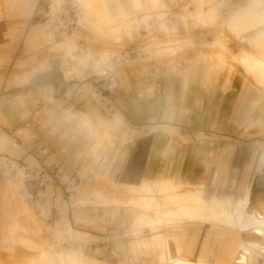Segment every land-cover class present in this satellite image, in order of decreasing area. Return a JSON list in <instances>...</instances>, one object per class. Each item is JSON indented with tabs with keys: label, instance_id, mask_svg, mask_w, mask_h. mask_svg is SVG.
<instances>
[{
	"label": "rangeland",
	"instance_id": "1",
	"mask_svg": "<svg viewBox=\"0 0 264 264\" xmlns=\"http://www.w3.org/2000/svg\"><path fill=\"white\" fill-rule=\"evenodd\" d=\"M26 1L19 0V4ZM38 1L40 0H30L32 5ZM43 1L47 2L45 10L43 5L39 9V12L43 11V20L26 22L28 17L21 16L17 9L9 7L5 0H0V56L2 49L8 55L7 62H0V87L6 82L5 90L1 92L2 88L0 89V104L2 103L9 113L8 119L0 109V154L11 153L12 134L22 128L27 108L34 101L31 99L32 94L24 97L17 88L34 83L39 77L38 74L44 71L49 75V82L55 85L62 84L63 79L67 81L70 72L76 79L84 80L97 74L111 54L120 53L129 45L147 47L150 58L124 66L119 69L120 73L126 71L147 75L149 59L176 60L181 57L187 61L185 69L208 68L213 80L221 76L223 88L220 97L222 93L239 97L243 90L242 75L248 80L249 86L264 94V0H182L183 5L175 11L167 7V0ZM70 5H74L77 10L74 26L68 33L56 34L54 23L62 15L73 17L72 12L69 14L66 11ZM46 14H50L49 23H46V20H49V17H45ZM36 24L40 25V33L51 41L46 44L43 53L37 56L36 53L41 51V47H33L27 52L34 56L24 59V51H20L19 46ZM70 37L73 39L64 43L66 38ZM2 44L5 45L1 46ZM75 51L79 58H83L85 54H91L92 58L88 56L85 61L67 58L73 57ZM42 55L49 57V64L45 60V64L40 65ZM102 57H105V60L99 62ZM251 63L254 65L251 66ZM31 65L34 70L32 74H28ZM24 76L30 78L25 84H18L19 79L16 77ZM216 83H212V86ZM153 91H148L149 95H152ZM196 108L202 111V116L193 114L190 109H175V112L171 109V115L141 126L140 132L124 119L125 125L115 128L111 137L104 134L102 129L99 130L100 127H97L93 135L91 127L93 130L95 125L81 124L80 128L74 131L75 137L79 133H85L88 141L98 138L97 141H101L103 147L106 145L110 148L107 154L102 152L101 156L99 155L101 163L98 161L92 164L88 161L97 155H85L87 160H84L81 172L91 175L92 180L80 187L69 207L62 208L61 211L66 217L57 219L55 224L46 223L34 213L32 206L22 197L21 183L13 182L8 177L0 180V264H175V252L169 240V223L186 220L183 217L184 211L192 208L208 209L213 212L211 214L221 213V218H210V223L225 222L227 231L242 235L240 240L232 233L223 235L218 249L230 247V261L240 250L242 241L250 239L260 246L247 253L249 255L245 264H264V239L244 236V233L252 229L255 231L257 226L256 231L262 230L264 235V227L260 228L249 212L252 207L253 186L249 190L247 184L245 190L244 186L235 183L233 187L230 184L215 187L202 183L206 198L203 194L195 192L194 188H198V184L179 176L177 180L187 181L192 185V189L188 185L165 179L156 182H135V179L124 177L121 175L120 154L115 155L118 157L114 164L111 163L106 168L110 152L116 144L124 143L126 139L134 142L156 132L160 136L161 145H167L168 148L173 146V149L177 145L181 149L195 146L193 141H204L208 146L220 143L242 146L249 159L247 183L255 166L256 172H259L257 178L262 179L264 183V125L256 123L253 127H249L250 124L240 127L238 123L230 120L211 121L213 112L221 109L228 113V106L199 104ZM114 110L113 115L121 114L117 108ZM74 113H61L44 120L40 132L42 133L45 125L48 126L53 119ZM101 114L110 120L113 118L109 113ZM198 129H207L209 134L203 136L193 133L195 137H190L191 132ZM234 130L241 131V135L236 139L231 136ZM129 132L135 133V137H129ZM208 136L209 138H206ZM25 148L20 150L22 154ZM27 162L36 164L31 157ZM176 176L174 174L172 177ZM238 177V172L234 171L233 181ZM161 178H171L169 169L151 180ZM262 186L264 188V184ZM214 193L218 197L211 199L209 196ZM182 195L185 198L191 195L189 197L195 201L185 203L186 199ZM48 197L50 201L51 195L48 194ZM170 205L172 206L169 207ZM55 206L61 209L59 200L55 202ZM121 208L128 209L130 214L119 211L113 220L110 212ZM201 227L209 230L213 226ZM211 247L217 249L216 244ZM178 264L189 263L182 261Z\"/></svg>",
	"mask_w": 264,
	"mask_h": 264
},
{
	"label": "crops",
	"instance_id": "2",
	"mask_svg": "<svg viewBox=\"0 0 264 264\" xmlns=\"http://www.w3.org/2000/svg\"><path fill=\"white\" fill-rule=\"evenodd\" d=\"M5 2L9 7L17 9L21 16L28 17L26 22L30 20L41 22L43 20V16L41 15L43 11L39 12V9H41L40 7L42 5L44 10L47 7V2L43 0L36 2L35 5H32L33 3H31L30 0L21 4H19V0H5ZM48 8L50 9L51 6ZM36 10H38V12ZM45 17H49V20H46V23H49L50 14H46ZM39 26L38 24L33 26L31 32H28L25 41L19 46V50L24 51L22 52L24 53V59H29L34 56V54H28L27 52L33 49V47H41V51L36 53L37 56L40 55L45 51L44 47L46 44L51 41L50 38L40 33ZM4 45L5 44H2L1 46ZM1 54L0 62H7V52L2 49ZM45 60L47 64H49V57L42 55L39 60L40 65H44ZM33 70L34 68L31 65L27 73L32 74ZM197 70L195 68L191 70L185 68L176 70L163 81L160 88L155 86L149 74L140 75L138 72H118L123 91H120L113 98V104L114 108H117L122 115L117 114L116 117L112 116L113 118L110 120L104 117V114H101L104 111L93 104L89 98L78 94L74 99V104L76 109H78L75 112L76 116L72 117L67 114L66 116H60L50 121L48 126L45 125V129L42 133L40 132L41 129H39L38 134L41 135L43 146L49 150L56 161L67 163L74 168H82L84 166V160H87V156L85 157L87 153L90 155H97L90 158L88 160L89 162L93 164L100 161L101 163L99 155L101 156L102 152L107 154L110 147H106V145L103 147L101 141H97L98 138L88 141V137L85 133H79L75 137L74 131H77L81 124H93L96 126L95 130L97 127H100L99 130L102 129L104 134L111 137L115 128L125 125L124 119L131 127L139 128L143 125L160 121L162 120L161 118L171 115L169 113L171 109H174V112L175 109H190L193 111V114H201L202 116V111L196 110L199 104H212L214 106L224 105L225 107H229L228 113L221 109L213 112L211 121L214 122L230 120L238 123L240 127L246 124H250L249 127H253L256 123L261 126L264 125V94L249 86L245 76L241 74L243 79V90L239 97L226 96L224 93H222L220 97L223 88V79H221V76L215 78L216 80L214 79L217 83L213 87L212 83L214 84L215 81L212 75H209V69L202 67ZM38 76L39 77L34 83L17 88L21 95L23 94L22 96L29 97L32 94L31 99L34 100L45 85L51 84L49 82V75H46V71L41 72ZM1 78L0 76V79ZM16 78L19 79L18 84H25L30 77L24 76ZM229 82H231V77L229 78ZM5 85L6 82L3 87H0V89L2 88L1 92L5 90ZM56 87L58 95L62 96L64 90L68 87L67 81L63 79V83L56 85ZM150 90H154L151 92L152 95L148 93ZM0 109L1 113L9 119V113H7L2 103L0 104ZM78 113L79 115H77ZM13 125L14 124H12V126ZM14 126L16 127L17 125ZM191 133L192 136L190 137L192 138L195 137L193 133H200L203 136L209 134L207 129H198ZM157 134L158 133L153 132L134 142L126 139L124 143L116 144L110 152L111 156L106 168L111 163L114 164V160L118 157H115V155L120 154L122 158L121 175L124 177L135 179V182H156L165 179L174 181L177 184L181 183L182 185H188L192 189L191 184L187 182L189 181L193 184H198V188H194V190L204 196L206 195L205 189L203 188L204 184L207 186L213 185L215 187L228 186L230 184V186L233 187L235 183L236 185L244 186L245 190L247 184L249 185V190L252 186H255L254 181L259 172H256L257 167L255 166L250 181L247 183L249 159L246 150L244 151L242 146L236 144L221 145V143L215 146H208L204 141H193L194 144H196L195 146H186L181 149L180 146L177 145L173 149V146L169 148L167 145L162 146L160 143V136ZM240 135L241 131L234 130L231 136L236 139L238 138L237 136ZM206 138H209V136ZM34 146L35 145L32 144L26 147L23 155L35 157L37 153ZM166 169H169L171 178L151 180L160 176ZM234 171L238 172L239 176L236 181H233L232 178ZM174 174L177 175L175 178L172 177ZM210 174L212 176H210ZM178 176L187 181L177 180ZM253 187L251 188V192ZM226 196L231 195L226 194ZM209 197L212 199L218 197V195L214 193ZM119 211H123L126 215L130 214V211L124 208L112 210L110 215L113 220L116 219ZM184 212L186 216L184 215L183 217H185L186 220L176 221V223L173 222L169 224L168 228L169 240L172 243V248L176 256V258L172 257L175 259V264L182 261L189 264H229V262L232 264V261H230L231 248L225 247L219 250L218 247H220L225 233H232L239 240L242 235L240 233L236 234L233 231H227L224 225L225 222L218 221L217 224L210 223V218H214L215 216H220L219 218H221V213H214L213 215L208 209L195 208L191 210L186 209ZM196 225H200V227ZM206 225H212L213 227L209 230H204L201 226ZM215 244L217 245V249L211 247Z\"/></svg>",
	"mask_w": 264,
	"mask_h": 264
},
{
	"label": "built area",
	"instance_id": "3",
	"mask_svg": "<svg viewBox=\"0 0 264 264\" xmlns=\"http://www.w3.org/2000/svg\"><path fill=\"white\" fill-rule=\"evenodd\" d=\"M181 1L167 0L166 5L171 11H175L183 5ZM66 11L69 14L73 13V19L62 15L54 23L53 29L56 34L68 33L74 26V20L77 18L76 7L70 5ZM148 58H150V53L147 47L129 45L120 53L111 54L109 60L101 65L97 74L84 80H78L72 73H69L68 87L62 96L58 95L55 84L45 85L27 108L22 128L16 130L11 137L10 151L12 154H0V180L8 177L13 182L21 183L23 185L22 197L32 206L34 213L46 223L52 225L57 219L66 217L61 211L62 208L69 207L80 187L84 183H90L92 178L91 175L83 174L81 168H74L54 159L49 150L43 146L41 135L38 134L42 123L61 113H74L76 111L74 99L78 94L86 96L105 113L113 115L115 113L113 97L123 89L118 77L119 69ZM186 63L187 61L181 57L176 60L149 59L148 73L155 86L160 88L164 80L176 70L185 68ZM137 129L141 131L140 127ZM128 134L129 137H135L133 132ZM32 144L36 148L35 157L25 156L20 152L23 147ZM28 157H31L36 164L32 165L27 162ZM48 194L51 195L50 201ZM57 200L60 202L61 209L55 206Z\"/></svg>",
	"mask_w": 264,
	"mask_h": 264
},
{
	"label": "bare ground",
	"instance_id": "4",
	"mask_svg": "<svg viewBox=\"0 0 264 264\" xmlns=\"http://www.w3.org/2000/svg\"><path fill=\"white\" fill-rule=\"evenodd\" d=\"M128 27V29H130V27L129 26H127ZM73 38H66V40L64 41V43H68V42H70V40H72ZM88 56H90V58H92V56H91V54H85V56L83 57V58H79V56H77L76 55V51L74 52V54H73V57H67V58H71L72 60H77V59H80V61H85V58L86 57H88ZM105 57H102L101 59H99V62H102L103 60H105L104 59ZM96 61H98V60H96ZM243 61H246V60H243ZM89 63L91 62V59L88 61ZM98 62V63H99ZM252 64L254 65V63H251V66H252ZM96 66H97V64H96ZM100 69V68H99ZM99 71V70H98ZM97 71V72H98ZM71 73V72H70ZM73 74V73H72ZM264 78V77H263ZM27 113V112H26ZM68 115V114H67ZM77 115H79V113L77 114ZM116 115L117 114H115V115H113V117H116ZM71 116H76V113H74V114H71ZM91 132L92 133H94L95 132V129H93L92 130V127H91ZM192 186V185H191ZM17 188V187H16ZM187 189V188H186ZM256 191V193L255 194H253L254 192ZM261 191H264V188H263V186L261 185H259L258 186V189L256 190V188L255 187H253V189H252V198H251V211H249L250 213H251V216L253 217V219L255 220V222L260 226V228L262 227H264V194H261ZM184 192V191H183ZM187 194V193H186ZM189 194V193H188ZM183 196V195H182ZM189 196H191V195H189ZM187 197V198H185L184 196V198L186 199V201H185V203H187V201H195V200H192V198H190V197ZM161 199V198H160ZM194 199V198H193ZM171 200H173V199H171ZM183 200V199H182ZM228 200V199H227ZM166 201H167V199L165 200V202H164V204L166 203ZM204 201V200H203ZM170 202V200L168 201V203ZM174 203V202H173ZM183 203V202H182ZM172 204V203H171ZM175 204V203H174ZM162 205V204H161ZM181 205V204H180ZM188 205V204H187ZM255 205H256V207H255ZM164 206V205H163ZM172 205H170L169 207H171ZM177 206V205H176ZM178 206H179V204H178ZM165 207V206H164ZM181 207H182V205H181ZM225 207V206H224ZM164 209V208H163ZM174 209V208H173ZM169 210V209H168ZM178 210V209H177ZM161 211V210H160ZM164 211V210H163ZM166 211V210H165ZM198 211V210H197ZM222 211V210H221ZM171 213H172V211H170ZM178 212V211H177ZM206 212V211H205ZM157 213V212H156ZM162 213V212H161ZM169 213V212H168ZM176 213V212H175ZM197 213V212H196ZM213 213V212H212ZM183 214V213H182ZM206 214V213H205ZM171 215V214H170ZM214 215V214H213ZM241 215V214H240ZM184 216V215H183ZM186 216V215H185ZM212 216V215H211ZM239 216V215H238ZM170 217V216H169ZM173 217V216H172ZM214 217V216H213ZM216 217V216H215ZM223 217V216H222ZM148 218V217H147ZM166 218V217H165ZM246 218V217H245ZM247 218H249V217H247ZM144 219V218H143ZM157 219V218H156ZM185 219V218H184ZM204 219H206V218H204ZM213 219V218H212ZM241 219V218H240ZM145 220H146V218H145ZM164 220V219H163ZM175 220V219H174ZM177 220V219H176ZM214 220V219H213ZM238 220H239V218H238ZM243 220V219H242ZM162 221V220H161ZM249 221V220H248ZM247 221V222H248ZM167 222V221H166ZM218 222V221H217ZM244 222V221H243ZM245 222H246V220H245ZM169 223V222H168ZM176 223V222H175ZM179 223V222H178ZM248 223H251V222H248ZM253 223V222H252ZM162 224V223H161ZM165 224V223H164ZM170 224V223H169ZM239 224V223H238ZM256 225V224H255ZM233 226V225H232ZM243 226V225H242ZM249 226V225H248ZM234 227V226H233ZM252 227V226H251ZM254 227V226H253ZM147 228V227H146ZM257 228H258V226L256 227V230H257ZM240 230V229H239ZM243 230V229H242ZM253 230V229H252ZM251 230V231H252ZM255 230V229H254ZM250 231V232H248V233H244V236H248L249 238H251V237H256V238H258V240L259 239H264L263 237H264V235L262 234V230L261 231ZM245 231V230H244ZM247 237V238H248ZM255 238V239H256ZM244 239V238H243ZM257 240V239H256ZM165 243V242H164ZM167 244V243H166ZM169 244H170V242H169ZM260 245H258V243H256V241L255 242H253V240L251 241L250 239L249 240H243L242 241V245H241V248H240V250L237 252V254L235 255V257L233 258V260H232V264H245L246 263V260H247V256L249 255V254H247V253H249V252H252L251 250H253L254 248H256V247H259ZM166 247V246H165ZM168 247V246H167ZM170 247V246H169ZM171 248H172V245H171ZM173 249V248H172ZM175 250V249H174ZM175 256V255H174ZM250 256H251V254H250ZM250 259V258H249ZM249 261V260H248ZM251 261V260H250ZM149 263H151V262H149ZM149 263H145V264H149ZM174 263H175V261H174ZM162 264V263H161ZM249 264V263H248Z\"/></svg>",
	"mask_w": 264,
	"mask_h": 264
},
{
	"label": "water",
	"instance_id": "5",
	"mask_svg": "<svg viewBox=\"0 0 264 264\" xmlns=\"http://www.w3.org/2000/svg\"><path fill=\"white\" fill-rule=\"evenodd\" d=\"M264 183H263V181H262V179H260V178H257V179H255V181H254V187L256 188V190L258 189V186L260 185H263ZM256 193V191L253 193V194H255ZM261 194H264V191H261Z\"/></svg>",
	"mask_w": 264,
	"mask_h": 264
}]
</instances>
